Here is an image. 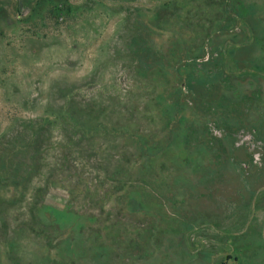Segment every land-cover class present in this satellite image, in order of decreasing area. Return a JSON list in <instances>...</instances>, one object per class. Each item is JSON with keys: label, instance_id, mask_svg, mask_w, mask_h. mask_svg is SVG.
I'll return each mask as SVG.
<instances>
[{"label": "rangeland", "instance_id": "rangeland-1", "mask_svg": "<svg viewBox=\"0 0 264 264\" xmlns=\"http://www.w3.org/2000/svg\"><path fill=\"white\" fill-rule=\"evenodd\" d=\"M0 264H264V0H0Z\"/></svg>", "mask_w": 264, "mask_h": 264}, {"label": "trees", "instance_id": "trees-1", "mask_svg": "<svg viewBox=\"0 0 264 264\" xmlns=\"http://www.w3.org/2000/svg\"><path fill=\"white\" fill-rule=\"evenodd\" d=\"M186 156H187V155H184L185 159H186V160H190V159L187 158L188 156H187V157H186ZM131 200L133 201V199H131ZM133 202H134V201H133ZM138 202H139V201H138Z\"/></svg>", "mask_w": 264, "mask_h": 264}]
</instances>
